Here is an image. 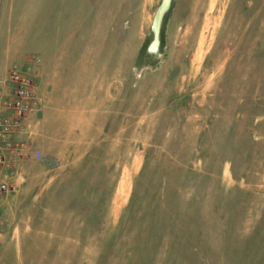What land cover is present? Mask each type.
Here are the masks:
<instances>
[{"label":"rangeland","instance_id":"1","mask_svg":"<svg viewBox=\"0 0 264 264\" xmlns=\"http://www.w3.org/2000/svg\"><path fill=\"white\" fill-rule=\"evenodd\" d=\"M160 1L0 0V113L35 61L40 153L0 264H264V0H172L155 61Z\"/></svg>","mask_w":264,"mask_h":264},{"label":"built area","instance_id":"2","mask_svg":"<svg viewBox=\"0 0 264 264\" xmlns=\"http://www.w3.org/2000/svg\"><path fill=\"white\" fill-rule=\"evenodd\" d=\"M33 64L13 70L8 78L12 92L1 95L3 99L0 113V201L16 185L21 175L20 163L31 156H40L38 151L33 150L29 143L22 140L24 136L29 135L28 116L38 102L33 88V78L36 77Z\"/></svg>","mask_w":264,"mask_h":264},{"label":"water","instance_id":"3","mask_svg":"<svg viewBox=\"0 0 264 264\" xmlns=\"http://www.w3.org/2000/svg\"><path fill=\"white\" fill-rule=\"evenodd\" d=\"M171 2L172 0H161L155 9L151 21V38L146 46V53H148L155 61H159L162 59L161 34L166 14L171 7Z\"/></svg>","mask_w":264,"mask_h":264},{"label":"bare ground","instance_id":"4","mask_svg":"<svg viewBox=\"0 0 264 264\" xmlns=\"http://www.w3.org/2000/svg\"><path fill=\"white\" fill-rule=\"evenodd\" d=\"M200 54H198V57L197 58H200V56H199ZM199 60V59H198Z\"/></svg>","mask_w":264,"mask_h":264},{"label":"crops","instance_id":"5","mask_svg":"<svg viewBox=\"0 0 264 264\" xmlns=\"http://www.w3.org/2000/svg\"><path fill=\"white\" fill-rule=\"evenodd\" d=\"M32 157V156H31Z\"/></svg>","mask_w":264,"mask_h":264}]
</instances>
